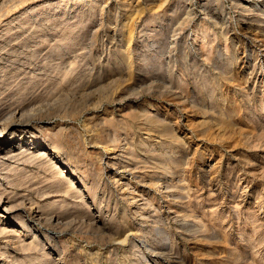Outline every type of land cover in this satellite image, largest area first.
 <instances>
[{
  "label": "rangeland",
  "instance_id": "374dc122",
  "mask_svg": "<svg viewBox=\"0 0 264 264\" xmlns=\"http://www.w3.org/2000/svg\"><path fill=\"white\" fill-rule=\"evenodd\" d=\"M14 1L0 0V140L8 124L17 139L43 135L77 188L57 190L69 184L44 180L45 167L0 170L11 180L0 193L21 211L0 205V264H264V5L209 0L205 46L191 0H132L131 29L123 0ZM27 15L35 31L29 21L6 46L3 31ZM142 109L168 124H146Z\"/></svg>",
  "mask_w": 264,
  "mask_h": 264
},
{
  "label": "bare ground",
  "instance_id": "6f19581e",
  "mask_svg": "<svg viewBox=\"0 0 264 264\" xmlns=\"http://www.w3.org/2000/svg\"><path fill=\"white\" fill-rule=\"evenodd\" d=\"M6 1V0H5ZM16 1V0H15ZM14 1V2H15ZM22 1V0H20ZM27 1V0H26ZM65 1L67 0H59V4L62 5V3H64ZM116 1V0H115ZM192 3L191 4H194L195 6V9L198 13V21H197V35L195 36V38L193 39L195 41V43H197V41L200 39V38H206V42L204 43L205 46H208V44L211 43V40L213 39H209V35H207L209 32H210V28H211V17L213 18L214 15L211 13V8H210V3H209V0H191ZM199 1V2H197ZM240 1V0H239ZM242 1V0H241ZM259 3L260 6H263L264 5V0H258L256 1ZM22 3V2H21ZM29 3V2H28ZM86 3V2H85ZM161 3V2H160ZM198 3V4H197ZM84 4V3H83ZM123 4L125 5V11L126 13L128 14L129 13V16L126 17V20L127 23L126 25H128V27L131 29V24L137 19L139 18V4L137 5H134L133 1L132 0H123ZM144 4V3H142ZM253 4V2L251 0H245V7L243 9L245 10H248L249 7ZM68 5V4H67ZM72 5V4H71ZM92 5V4H91ZM256 5V4H254ZM80 6V5H79ZM105 6V5H104ZM118 6V5H117ZM238 7V6H237ZM64 8V7H63ZM264 8V7H263ZM194 9V10H195ZM79 10V9H78ZM8 11V10H7ZM28 13L29 12H35V7L33 8H30L29 10L27 9ZM37 11V10H36ZM26 11H24L25 13ZM47 12V11H46ZM86 12V11H85ZM227 12V11H226ZM264 12V9L263 11ZM22 14V13H21ZM20 14V15H21ZM32 14V13H31ZM86 14V13H85ZM84 14V15H85ZM246 14V13H245ZM19 15V16H20ZM80 15V14H79ZM19 16H16L15 18H18ZM31 16L27 15V17L25 18V21H23L21 24H20V28L19 29H16V30H11L9 28H6L4 31H3V36H1V40L4 42V44L6 46L10 45V47H13L14 44L13 42H11V40H9L8 38L11 36V35H16L15 37L18 38L20 35H21V32L22 30L24 29V27H26L25 25L28 24V22L30 21L32 23V26L30 27L32 29V31H35V23L33 22V18H30ZM119 17V15H118ZM13 17V19H10V20H7V22L5 23L6 24H9V22L13 21L15 19ZM225 18V17H224ZM73 19V18H72ZM197 19V18H196ZM34 20H35V17H34ZM119 20V19H118ZM125 20V19H124ZM192 20V19H191ZM246 21V20H245ZM118 22V21H117ZM220 22V21H219ZM226 22V21H225ZM244 23V22H242ZM247 23V29L250 30V32H254V36L255 37H258V33L255 30V27L253 26V23L252 22H246ZM41 24V23H40ZM45 24V23H44ZM43 24V25H44ZM115 24V23H114ZM135 24V23H134ZM1 26V25H0ZM41 26V25H40ZM28 27V26H27ZM85 27V26H84ZM45 28V27H44ZM215 28V27H214ZM221 28H222V31H225L226 28H228L225 24H222L221 25ZM26 29V28H25ZM112 29V28H111ZM216 29V28H215ZM24 31V30H23ZM131 31V30H130ZM245 31V30H244ZM260 31V30H259ZM230 32V31H229ZM51 33V32H50ZM229 34V33H228ZM230 35V34H229ZM129 36H131V32H129ZM248 37V35H245ZM113 37V36H111ZM72 38V37H71ZM127 39V38H126ZM109 40V39H108ZM130 40V39H128ZM133 40V39H132ZM40 41V40H39ZM238 42V41H237ZM2 43V42H1ZM154 43V42H152ZM177 43V42H176ZM189 43V42H188ZM192 44V43H190ZM193 45V44H192ZM18 46V45H17ZM154 46V45H153ZM189 46V45H188ZM187 46V47H188ZM205 46L202 47V49H204L205 51ZM20 47V46H19ZM22 47V46H21ZM27 47V46H26ZM127 47V46H126ZM151 47V46H150ZM235 48V47H234ZM30 50V49H29ZM154 50V49H153ZM156 50V49H155ZM264 50V49H263ZM73 51V50H72ZM196 51V50H195ZM66 52V51H65ZM149 52V51H148ZM3 53H5L3 51ZM56 53V52H55ZM190 53V52H189ZM251 53V52H250ZM55 55V54H54ZM197 55V54H196ZM194 56V55H193ZM4 57V56H3ZM48 57V56H47ZM84 57V56H83ZM21 58V57H20ZM57 58V57H56ZM176 58V57H175ZM186 58V57H185ZM8 59V58H7ZM189 61V60H188ZM14 62V61H13ZM18 62V61H17ZM107 62V61H106ZM118 63V62H117ZM163 63V62H162ZM7 64V63H6ZM131 64V61L129 60V65ZM223 64V63H222ZM241 65V64H240ZM256 65V64H255ZM71 67V65H70ZM73 68V67H71ZM234 68V67H233ZM238 68V67H237ZM263 68V67H262ZM34 69V68H33ZM38 69V68H37ZM103 69V68H102ZM199 69V68H198ZM263 71V70H262ZM261 71V72H262ZM259 72V71H258ZM87 73V72H86ZM255 73V72H254ZM257 73V72H256ZM42 74V73H41ZM159 74V73H158ZM259 74V73H258ZM87 75V74H86ZM92 75V74H91ZM101 75V74H100ZM110 75V74H109ZM215 75V74H214ZM4 76V75H3ZM160 76V75H159ZM216 76V75H215ZM254 76V75H253ZM256 76V74H255ZM112 77V76H111ZM155 77V76H154ZM183 78V77H182ZM25 79V78H24ZM152 79V78H151ZM264 79V78H263ZM137 80V79H136ZM154 80V79H153ZM27 81V80H26ZM67 81V80H65ZM103 82V80H101ZM28 82V81H27ZM31 82V81H30ZM68 82V81H67ZM72 82V81H71ZM70 83V82H69ZM73 83H76V82H73ZM101 83V82H100ZM57 86L58 83H56ZM94 84V83H93ZM99 84V83H98ZM97 85V84H95ZM59 88V87H58ZM92 88V87H91ZM173 88V87H172ZM60 89V88H59ZM84 91V90H83ZM263 95V94H262ZM141 97V96H140ZM261 98V97H260ZM263 98V97H262ZM40 99V98H39ZM135 99V98H134ZM22 100H20L19 102H21ZM18 105V104H17ZM29 105V104H28ZM152 106V105H151ZM51 107V106H50ZM145 107V106H144ZM149 107V106H148ZM41 108V107H39ZM152 108V107H151ZM150 108V109H151ZM167 108H170V107H167ZM10 110V109H9ZM34 110V109H33ZM165 110V109H164ZM6 111V110H5ZM39 111V110H38ZM13 112V110H12ZM30 112V111H29ZM160 112V110H159ZM36 113V112H35ZM249 113V112H248ZM16 114V113H15ZM25 114V112H21L20 113V117L16 118L18 119V126L20 128H22L23 130H27L31 123H32V120L34 119L33 117V114H28L26 116H23ZM162 114V113H161ZM166 114V113H165ZM223 114V113H222ZM225 114V113H224ZM108 115V114H107ZM160 115V114H159ZM229 115V114H228ZM17 116V115H16ZM139 116L141 118L144 119L145 123L148 124V123H160L161 125H165V124H168L164 118H161L160 116H157V113H152V112H148L146 109H142L140 112H139ZM214 118V117H213ZM42 119V118H41ZM14 121V120H13ZM12 122V121H10ZM260 124V123H258ZM3 125V124H2ZM246 126V125H245ZM14 127L15 125H12V124H8L6 125V127H4V131L6 130H10L12 132V134H10V137L6 140V141H1L0 140V170H3L7 167H9V171L11 170H26V168L28 166H31V168H36V167H45L47 168L49 171L47 172V174L45 175V178L44 180H47L49 183H53L55 185H60V187L63 185H66V184H69L68 187H65L64 189H61L58 187L57 190L59 191H66V192H75V188H77V185L76 183L73 181V178L75 176V173L74 171L67 167L65 165V158L63 156V154L61 153H58L57 151V148H56V144L53 142H50L49 140H47V138H45L43 135L41 136V134H38L36 135V133L31 130L28 134V138L26 140H23V134L22 133H19L18 138L15 137V134H17V132L14 130ZM40 127V126H39ZM250 127V126H249ZM2 128V127H1ZM29 131V130H27ZM22 132V131H21ZM251 133V132H250ZM35 135V139H34V136ZM245 136V135H244ZM8 137V136H7ZM16 138V139H14ZM183 138V137H182ZM141 140V139H140ZM26 141V142H25ZM27 141L30 142L28 144H34L35 147H39L37 150L35 149H32L34 146H28L27 145ZM185 141V140H184ZM262 141V140H261ZM17 142L20 144V147H15ZM86 142V141H85ZM94 142V141H93ZM148 142V141H147ZM214 142V141H213ZM127 143H130L132 145V153L138 157V155H136V152H135V147H134V143L133 140H127ZM181 143V142H180ZM98 144V143H97ZM96 145V144H95ZM101 145V144H100ZM139 145V144H138ZM150 145V144H149ZM12 147L11 149L9 150H6L5 148L6 147ZM153 146V145H152ZM95 147V146H94ZM96 148V147H95ZM140 148V147H139ZM146 148V147H145ZM91 149V148H90ZM104 149L105 150H110V146L107 145V144H104ZM151 150V149H150ZM173 150V149H172ZM62 151V150H61ZM149 151V149H148ZM185 152V150H184ZM113 153V152H112ZM131 153V152H129ZM187 153V152H186ZM2 154V155H1ZM98 155L100 156V159L102 160L103 157H101V155L98 153ZM143 155V154H142ZM12 158H16V160H18L17 162H19L20 160H22V162L24 163V166L23 167H20L21 164H16V165H13V160H11ZM111 160L109 162H111L112 164L114 165H119V167H127L130 165V163L127 161H123L122 159H116L117 158V155H112L111 157ZM152 158V157H151ZM60 159V160H59ZM153 159V158H152ZM69 160V159H68ZM160 160V159H159ZM163 161V160H162ZM165 161V160H164ZM16 162V161H15ZM25 162H33V164L31 165H27ZM36 163H38L36 165ZM35 164V165H34ZM101 164L102 162H100V166H99V169H101ZM132 164V163H131ZM35 166V167H34ZM107 167V166H106ZM161 167V166H160ZM30 168V169H31ZM67 168V172H69L71 175L70 176H66L67 172H66V169ZM110 168V167H109ZM122 169V168H121ZM65 170V171H64ZM106 170V169H105ZM120 170V169H119ZM130 171V170H129ZM111 172V171H110ZM119 172V171H118ZM121 172V171H120ZM12 173V172H11ZM132 173V172H131ZM105 174V173H104ZM122 174V173H121ZM124 174V173H123ZM129 174V173H128ZM9 175L8 173H1L0 172V179L2 180H5L7 179L8 182H11L10 178H9ZM69 175V174H68ZM77 175V174H76ZM130 175V174H129ZM103 176V175H102ZM128 176V175H127ZM158 176V175H157ZM159 177V176H158ZM157 177V178H158ZM162 178V177H161ZM119 179V178H118ZM15 181V180H14ZM2 182V181H1ZM125 182V181H124ZM127 182V181H126ZM36 183V182H34ZM2 184V183H1ZM21 184V183H20ZM146 185V184H145ZM167 185V184H166ZM80 187V186H79ZM108 187V186H107ZM83 188V187H81ZM163 188V187H162ZM19 190V189H18ZM27 190V189H25ZM40 191V188H38L36 190V192H39ZM83 190V189H80V191ZM99 191V190H98ZM0 192H4V191H1ZM32 192V191H31ZM43 192H51V190H44ZM84 192V191H83ZM86 194V193H85ZM32 195V193H31ZM81 195V194H80ZM5 196V195H4ZM24 197V196H23ZM55 197V196H54ZM49 198V197H48ZM85 198V197H84ZM39 199V198H38ZM50 199V198H49ZM60 200V199H59ZM86 200V199H85ZM8 201V202H6ZM34 201L36 202V200L32 199V203H34ZM62 202V200H61ZM42 203V202H41ZM45 204V203H44ZM0 205H4V210H6L11 216H14L15 213H21V211H18V212H11V210H13L12 208V205H9V200H5V198L3 197V194L0 193ZM27 205V204H26ZM41 205V204H40ZM20 207V206H19ZM18 207V208H19ZM38 207V206H37ZM20 209V208H19ZM1 210V208H0ZM48 211V210H47ZM23 212H26V211H23ZM52 212H46V211H43L41 209H36L35 208V218L36 219H40L42 217V215H44L48 220H51V218L53 217ZM71 213V212H70ZM24 214V213H23ZM26 214V213H25ZM96 214V213H95ZM62 214L61 213H58V217H62L61 216ZM73 215V214H72ZM2 216V213H0V217ZM55 216V215H54ZM68 216V214H67ZM77 215H75L76 217ZM94 216H98V213ZM44 217V218H45ZM79 218V217H78ZM56 219V218H55ZM58 219V218H57ZM64 219V218H63ZM83 219V218H82ZM5 220V219H4ZM9 220V219H8ZM12 220V219H11ZM3 223V221H1ZM15 222V221H14ZM54 222V221H53ZM61 222V221H60ZM7 223V221H6ZM29 224V223H28ZM27 224V225H28ZM6 225V224H5ZM17 225V224H16ZM3 226V225H2ZM10 226V225H9ZM22 226V225H21ZM188 226V225H187ZM14 227V226H13ZM41 227V226H40ZM45 228V227H43ZM47 229V228H46ZM2 231H4L5 229H2ZM40 230V229H39ZM130 230V229H128ZM46 231V230H45ZM32 232H34L32 230ZM37 232V231H36ZM1 238V237H0ZM37 244V243H36ZM8 245V244H7Z\"/></svg>",
  "mask_w": 264,
  "mask_h": 264
}]
</instances>
